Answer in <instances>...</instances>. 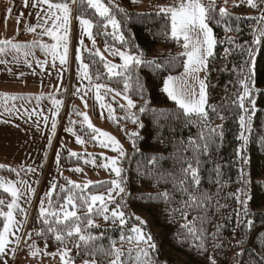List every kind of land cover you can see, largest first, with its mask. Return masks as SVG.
Here are the masks:
<instances>
[{
	"label": "trees",
	"instance_id": "trees-1",
	"mask_svg": "<svg viewBox=\"0 0 264 264\" xmlns=\"http://www.w3.org/2000/svg\"><path fill=\"white\" fill-rule=\"evenodd\" d=\"M110 5L114 6L113 15L121 20L120 32L128 43H121L110 26L107 29L94 27V34L105 45L127 47L138 54L143 53L145 60L163 62V70L157 71L148 65L139 66L136 75L144 85L143 93L137 88L135 77L128 82L129 88L125 91L126 78L109 74L105 68L107 60L97 55L95 50L86 52L91 80L108 83L134 101V109L117 103L116 110L120 119L126 122L125 126L129 129L131 126L132 133L136 135L122 160L120 181L125 192L114 191V201L106 199L109 207L107 221L94 211L91 218L98 227L89 228L85 221L82 228L99 237L93 242L95 245H103L107 249L115 242V247L125 253L124 260L130 250L134 255L138 247H146L143 243L129 246L127 238L121 241V236L130 235V229L135 225L142 227L145 234H151L156 245L149 253L151 264H264V41L253 46L256 112L246 145L239 139L240 112L232 105L240 90V70L245 67L244 61L249 59L244 46L251 45L255 29L264 27L257 20L264 14V6L252 8L247 0H241L229 9L226 17L221 18L220 6L214 3V14L220 22L213 20L210 23L216 46L208 59V66L215 83L209 91L207 119H204L181 115L182 110L163 91L166 77L182 71L186 63L182 40L171 37L170 17L159 9L140 11L132 0H116ZM117 7L123 12L115 11ZM76 11L81 12L79 0ZM84 11L94 22L103 23L87 5ZM169 60L171 64L165 67ZM141 106H144V112H140ZM213 107L216 111L212 110ZM160 113L168 115L161 116ZM178 115L179 119L176 118ZM221 116L224 119H220ZM218 126H222L223 139H218L207 153L198 150L203 143L199 139L201 134L208 135L210 128L219 131ZM241 148L244 149L241 155L247 159V164L237 155ZM70 157L73 163L83 161L80 155ZM61 160L66 162L64 156ZM196 160H199L198 186L192 181L190 173L183 171L188 163L196 167ZM241 169L245 179L250 180L247 185L241 179ZM70 179L73 180L61 175L54 192L43 202L48 213L60 212L61 205L65 204L63 198L67 191L61 192L62 188L71 189L74 195L80 192L86 195L106 193L112 181L74 188L69 183ZM101 183L102 187L99 186ZM165 192L168 193L167 198L160 195ZM192 196L198 199L193 201L190 199ZM237 197L240 200L250 197L247 205L250 215L247 218ZM0 199L5 201L4 205H0L1 231L11 195L0 189ZM118 204L122 205L119 210L125 213L126 224L123 226L113 223L111 218V210ZM64 210L73 209L65 205ZM75 210L78 216L87 215L86 207H81L79 202ZM135 217L146 223L141 225ZM245 219L253 220L250 230ZM43 220L40 209L35 208L28 223V244L35 243L50 252L67 248L72 261L84 263L87 259L91 262L93 257L85 253L78 236L74 234L64 243L57 242L54 234L46 231L48 226ZM40 232L44 234L38 235ZM114 258L106 253H98L94 257L96 264H110ZM127 264L134 262L129 260Z\"/></svg>",
	"mask_w": 264,
	"mask_h": 264
},
{
	"label": "rangeland",
	"instance_id": "rangeland-1",
	"mask_svg": "<svg viewBox=\"0 0 264 264\" xmlns=\"http://www.w3.org/2000/svg\"><path fill=\"white\" fill-rule=\"evenodd\" d=\"M114 1L116 0H104L108 4ZM132 1L140 11L173 6L179 2V0ZM49 2L63 1L49 0ZM240 2L241 0H227V2L214 0V3L219 4L220 8H225L227 12ZM36 3L37 0H27V6H25V0H0V40H9L20 45H31L33 42L49 45L56 43L51 37L42 34L44 27H51L52 24L51 20L47 25L44 24V20L47 19L48 5L39 4L33 7ZM70 8L68 53L65 64L61 65L59 58L53 62L52 57L39 46L33 50L34 55L27 58L22 54L26 49L17 52L11 49L10 45L4 53H0V60L7 61V63H0V166H3L0 167V178L5 181V187L7 182L11 181L21 193L17 202L18 206L13 209L14 220L20 222L17 225L19 230H13L14 234L9 235L11 242L5 253L0 254V261L12 256L18 244H20V253L30 251L31 244H28L30 242L27 240L29 221L24 216L26 206L30 203H28L29 199L31 201L34 198L33 211L35 208L40 209L41 203L50 198L48 194L54 192L53 186L56 188L61 175L69 176L73 179H70L72 182L88 186L106 180H120L121 177H116L110 167L105 168L103 165L109 164L111 159L115 158L117 166L122 169V160L130 143L134 140V136L131 135V126L130 129L125 126L126 122L120 119L116 110L117 103L127 107L125 97H130L122 93L116 95L118 91L108 83L94 82L85 78L81 61L89 65L86 52L95 50L107 60L108 64L120 65L122 60L119 56L112 54L114 50L136 52L127 47L103 44L94 34V28L92 37L89 38L79 25L77 17L80 14L76 11V3H70ZM85 18L91 19L88 16ZM30 27H34L35 31H28ZM111 30L114 31L112 28ZM192 38L195 39V33L192 34ZM179 39L184 45L183 37ZM0 47L3 46L0 45ZM183 51L184 53L187 51L184 46ZM60 52L63 53L62 47ZM208 59L209 57L207 67H202L198 74L186 73L185 68L172 74L174 77L182 78L197 94L200 80L205 81V111L209 91L215 83V77L208 66ZM29 63L31 67L28 66ZM96 83L106 87L101 88L97 93L94 87ZM108 89L115 91H108ZM98 94L101 97L100 100L96 99ZM13 97L17 99L13 100ZM53 100H60L62 103L56 106ZM132 109L134 108L130 110ZM77 112L86 114L89 118L88 122L94 128L115 138L125 154L120 156L119 151L113 150L115 146L106 137L93 133L87 127L88 122L84 121V116L77 115ZM54 120L56 127L53 132ZM94 135L97 137L95 140L92 139ZM77 137L83 139L85 143H78ZM101 141H104V144H101ZM73 152L77 153L76 156L82 157L81 163H73L70 160ZM62 156L66 162H62ZM29 168L33 171H28ZM9 169H15V171ZM21 181L24 183H20ZM0 189L3 190V188ZM17 237H19L18 243ZM127 243L129 246L137 245L134 240Z\"/></svg>",
	"mask_w": 264,
	"mask_h": 264
},
{
	"label": "snow or ice",
	"instance_id": "snow-or-ice-1",
	"mask_svg": "<svg viewBox=\"0 0 264 264\" xmlns=\"http://www.w3.org/2000/svg\"><path fill=\"white\" fill-rule=\"evenodd\" d=\"M77 0H63V2L58 3H50L49 0H37L36 4H33V7H37L39 4L48 5V11L46 13L47 19L44 20V24L47 25L49 20L52 21L51 27H44L43 35H47L51 37L52 40L56 41L55 44H45L42 42H33L31 45H20L13 43L9 40H0V53H4L5 49L10 45L11 49H15L17 52H20L22 49H26L23 51V56L27 58L30 55H34V49L39 46L47 55H50L53 59V62L59 58L61 65L66 63V57L68 53V33H69V20L71 16V8L70 3H76ZM227 2V0H225ZM81 5L80 15L77 17L79 21V25L84 33H86L89 38L92 37V30L94 27H103L107 29L109 26L114 30V34H118V38L121 43H128L124 39V35L120 32L121 28V20L117 19L115 15H113L114 6L110 5L104 0H79ZM247 4L252 8H257L259 6H264V0H247ZM87 5V8L90 10H94L95 14L101 18L100 22H94L93 19L85 18L87 13L84 11V6ZM25 6H27V0H25ZM115 11L123 12V9L115 8ZM161 13H165L168 17H170V34L174 39L179 40L182 36L184 41V48L187 50L183 53L184 56L187 57V62L184 65L186 73L198 74L202 67H207V58L213 55V49L216 44V40L213 35V29L210 27V23L213 20H216L217 23L220 20L216 19L215 16V5L214 0H179L178 4L173 6L161 7L159 8ZM228 15L227 10L225 8L219 9V16L224 18ZM40 17L38 16V20ZM258 22L264 24V14L257 18ZM62 30V31H61ZM28 31H35L34 27H30ZM195 33V39L193 40L192 34ZM166 34V33H165ZM264 41V27H258L254 30L253 40L251 45H245L244 47L248 51L249 59L244 61V68L240 70V78L239 85L240 90L237 91L235 100H233L232 105H234L240 112L238 118L239 124V139L244 142L246 145L249 139V135L251 133V123L252 117L256 112V102L253 99V95L256 91L255 82L253 80V70H254V53L255 48L253 46H258L261 42ZM82 43V42H81ZM93 45H95V41L93 40ZM61 47L63 48V53L60 52ZM113 55L119 56L122 60V64H105V68L107 72L113 76H123L126 78V83L124 84L125 91L129 88L130 81H137V88L140 90L141 94L143 93L144 85L139 82V76L136 75V70L141 65L152 66L155 70L161 71L162 63L157 62L155 60L149 61L143 59V53L136 54L132 51H121L114 50ZM99 55V52H97ZM78 59L80 57L78 56ZM27 62V60H26ZM171 60L167 62L165 67L171 64ZM0 63H7V61L0 60ZM39 65V61H37ZM31 67V64H28ZM54 66V63H53ZM81 67L83 69V75L85 78L91 79L89 76V65L85 64L81 61ZM246 70V71H245ZM196 78L199 79L198 75ZM97 80L100 79L99 76L96 77ZM97 93L101 88H105L106 86L100 83H96L94 85ZM206 84L204 80H200L199 93L197 94L191 88L188 87L187 83L182 78H177L172 75H168L166 79L163 81V91L167 94V96L173 100L176 105L182 110L181 115L185 117H191L193 115L198 118L202 117L207 119V113L205 111L206 105V92H205ZM108 91H115L114 89H108ZM116 95H121L120 92H116ZM198 97V98H197ZM99 94L96 99L100 100ZM13 100L17 99V97H13ZM22 99V97H21ZM127 99V107L129 109L135 107V103L131 98L125 97ZM53 104L56 106L61 105L62 101L53 100ZM103 106V105H102ZM231 106V105H230ZM123 107V106H122ZM7 110V109H6ZM213 111H216V108L213 107ZM144 106H141L140 112H144ZM77 115H83L84 121L88 122L89 118L86 114H81L77 112ZM159 115L164 116L168 115L165 113H160ZM179 119V115L176 117ZM220 119H224V117H219ZM47 118H45L46 120ZM135 122V120L133 121ZM55 120L52 123V130L55 131ZM87 127L92 130L93 133H97L99 136L106 137L107 140L114 145L113 150H118L119 155L123 156L124 150L122 146L119 145L118 141L115 138L111 137L108 133H104L96 128L88 122ZM220 129H209L208 135H203L199 137L201 141H203L202 145L199 146L198 150H202L207 153L213 145L216 144L217 140L223 139V130L222 126H218ZM68 131H72V129H68ZM131 135H136V133H132ZM97 137L94 135L92 137L95 140ZM78 143H85L83 139L77 137ZM189 143H193L189 141ZM101 144H104V141H101ZM244 151L243 148L238 150L237 155L240 156V159L244 164H247V159L241 155ZM72 156H76L77 153H71ZM154 163V159L152 161ZM3 167V166H0ZM105 168H111V171L115 173L116 177H121L122 169L117 166V160L115 158L111 159L109 164L103 165ZM10 171H15V169H9ZM28 171H33V169L29 168ZM75 171H80V169H75ZM185 173H190L192 181L198 186L200 183L199 180V160H196V167H193L192 163L187 164V168L183 170ZM241 179L244 181L245 185L250 183V180L245 179L243 169L240 170ZM18 174V173H17ZM217 175L219 172L217 171ZM20 183H24L21 181ZM70 184L73 185L74 188H87L88 185H78L72 181H69ZM91 184V182H89ZM111 187L107 189L106 193L99 194H84L80 192L78 194H73L71 189H61V192L67 191V195L63 198L65 204L61 205L60 212H52L48 213L47 210L43 206V202L40 207V215L44 217L43 223L47 225V232L53 233L54 238L57 242L64 243L66 238H71L75 234L78 236L79 241L84 245V251L89 256H92L93 259L91 262L89 260H84V264H96L94 259L95 255L98 253H106L110 256H114L115 258L111 260L110 264H127V261H133L134 264H151L148 259L149 253L151 249H154L156 245L152 242L151 234H145L142 227L140 226H132L130 229V235L127 237L121 236V241L134 240L137 245L143 243L146 245L144 248H137L135 250V254L130 250L127 254V259L124 260L122 257L125 256L120 249L115 247V242L111 243L110 248H105L103 245H95V242L99 237L94 236L90 233H87L86 229L82 228L83 223L86 221L87 227H98L95 225L94 220L91 218V214L95 211L97 215L103 216L104 220L107 221L109 216L106 213L109 212L107 201H114L113 192L118 191L119 193L125 192V188L121 186L122 181L120 180H112L110 182ZM103 186V183L99 185ZM0 188H3V191L6 193H10L12 199L11 202L7 204V213H6V223H3V230L0 231V254L5 253V250L9 243V235L14 234L13 230H19L17 225L20 223L19 221L14 220L13 209L17 208L18 199L21 195L19 189L16 185L8 181L7 186L5 187V181L0 178ZM55 186H53V190ZM247 196V193H244ZM51 196V193L48 194ZM162 197L167 198L168 193L160 194ZM193 201H196L198 197L192 196L190 197ZM250 197L240 200L237 197L238 202L241 204V210L243 211L244 217L247 218L250 213L248 211V202ZM77 202H79L81 207H86L87 215L81 217L77 215V211L75 210L77 207ZM5 201L0 199V205H4ZM65 205L71 206L73 210H64ZM122 205H117L115 209L111 210V218L113 223L118 222L121 226L126 224L125 213L122 210H119ZM238 220H239V214ZM49 217L54 219L50 220ZM137 221L140 222L141 225L146 222L141 220L140 217H135ZM246 226L248 229H251L253 224V220L245 219ZM191 233V229H190ZM43 232L38 233V235H43ZM200 239L199 236L196 237ZM29 239H31V234H29ZM19 242V237H17V243ZM47 247V244L45 245ZM79 248L80 245H77ZM31 255L35 257L41 250L33 243L30 245ZM70 249L65 248V250L60 254V259L62 264H74L73 261L69 259H65V257L69 256ZM214 264V262H213Z\"/></svg>",
	"mask_w": 264,
	"mask_h": 264
},
{
	"label": "crops",
	"instance_id": "crops-1",
	"mask_svg": "<svg viewBox=\"0 0 264 264\" xmlns=\"http://www.w3.org/2000/svg\"><path fill=\"white\" fill-rule=\"evenodd\" d=\"M34 198L32 200L28 201L29 204L26 206V218L31 217L32 211L34 209V205H32ZM41 251L33 257L31 255V251L27 253H20V244L17 245L16 251L10 256L7 260L0 261V264H62V261L60 259V254L63 252V250H56V251H46L44 247L37 246ZM65 259L71 260L68 256L65 257ZM72 261V260H71ZM74 262V261H73ZM74 264H84V263H78L74 262Z\"/></svg>",
	"mask_w": 264,
	"mask_h": 264
}]
</instances>
